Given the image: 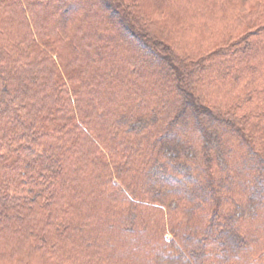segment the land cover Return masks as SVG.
I'll list each match as a JSON object with an SVG mask.
<instances>
[{
  "label": "trees",
  "instance_id": "obj_1",
  "mask_svg": "<svg viewBox=\"0 0 264 264\" xmlns=\"http://www.w3.org/2000/svg\"><path fill=\"white\" fill-rule=\"evenodd\" d=\"M0 264H264V0H0Z\"/></svg>",
  "mask_w": 264,
  "mask_h": 264
}]
</instances>
